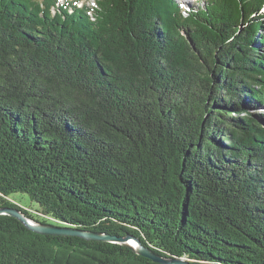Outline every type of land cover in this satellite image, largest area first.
I'll use <instances>...</instances> for the list:
<instances>
[{
	"label": "trees",
	"instance_id": "1",
	"mask_svg": "<svg viewBox=\"0 0 264 264\" xmlns=\"http://www.w3.org/2000/svg\"><path fill=\"white\" fill-rule=\"evenodd\" d=\"M57 3L0 0V207L264 264V0ZM0 264L159 263L3 215Z\"/></svg>",
	"mask_w": 264,
	"mask_h": 264
},
{
	"label": "water",
	"instance_id": "2",
	"mask_svg": "<svg viewBox=\"0 0 264 264\" xmlns=\"http://www.w3.org/2000/svg\"><path fill=\"white\" fill-rule=\"evenodd\" d=\"M10 216L19 220L27 229L30 231L39 234V235H51L57 237H79L86 241H98L106 242L113 244L124 245L132 249L137 255L145 257L152 260L155 263L159 264H190V262L184 258H164L160 255L155 254L150 249L142 245L140 240L135 239L131 236L126 238H119L112 236L110 234L95 233L89 231H83L79 229L67 228V227H58L55 225H48L43 223H38L29 219L23 211L18 208L11 207H0V216ZM136 244L133 245V244Z\"/></svg>",
	"mask_w": 264,
	"mask_h": 264
},
{
	"label": "rangeland",
	"instance_id": "3",
	"mask_svg": "<svg viewBox=\"0 0 264 264\" xmlns=\"http://www.w3.org/2000/svg\"><path fill=\"white\" fill-rule=\"evenodd\" d=\"M94 1L95 0H80L81 4L85 5V6H95ZM185 1L186 0H177V2L180 3V4H183ZM203 1L204 0H188V2L190 4H192L193 6H195V7H198L199 5L203 4ZM262 14L264 15V8L262 10ZM185 15H187V14H185ZM252 112L257 114V115H263L264 114V107H259L257 109H252ZM10 199L13 200V201H16L17 203H19V205L22 208L37 209V207L30 201L29 197L24 195V194H13L10 197Z\"/></svg>",
	"mask_w": 264,
	"mask_h": 264
},
{
	"label": "built area",
	"instance_id": "4",
	"mask_svg": "<svg viewBox=\"0 0 264 264\" xmlns=\"http://www.w3.org/2000/svg\"><path fill=\"white\" fill-rule=\"evenodd\" d=\"M45 217H46V216H45ZM45 217H44V218H45ZM46 218H49V217H46ZM49 219H51V218H49Z\"/></svg>",
	"mask_w": 264,
	"mask_h": 264
},
{
	"label": "bare ground",
	"instance_id": "5",
	"mask_svg": "<svg viewBox=\"0 0 264 264\" xmlns=\"http://www.w3.org/2000/svg\"><path fill=\"white\" fill-rule=\"evenodd\" d=\"M133 245H135L136 246V244L134 243Z\"/></svg>",
	"mask_w": 264,
	"mask_h": 264
}]
</instances>
